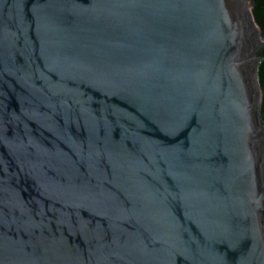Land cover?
<instances>
[{
	"label": "water",
	"instance_id": "95a60500",
	"mask_svg": "<svg viewBox=\"0 0 264 264\" xmlns=\"http://www.w3.org/2000/svg\"><path fill=\"white\" fill-rule=\"evenodd\" d=\"M246 3L0 0V264H264Z\"/></svg>",
	"mask_w": 264,
	"mask_h": 264
},
{
	"label": "trees",
	"instance_id": "16d2710c",
	"mask_svg": "<svg viewBox=\"0 0 264 264\" xmlns=\"http://www.w3.org/2000/svg\"><path fill=\"white\" fill-rule=\"evenodd\" d=\"M249 2L251 4L253 18L259 28L261 38L263 41V44L259 51V56L262 57V60L260 61L258 66L257 76H258L260 91L262 94L261 104H260V114H261L262 123L264 125V0H249Z\"/></svg>",
	"mask_w": 264,
	"mask_h": 264
},
{
	"label": "rangeland",
	"instance_id": "374dc122",
	"mask_svg": "<svg viewBox=\"0 0 264 264\" xmlns=\"http://www.w3.org/2000/svg\"><path fill=\"white\" fill-rule=\"evenodd\" d=\"M247 7H248V9H249V11H251V5H250V2H249V0H247Z\"/></svg>",
	"mask_w": 264,
	"mask_h": 264
}]
</instances>
